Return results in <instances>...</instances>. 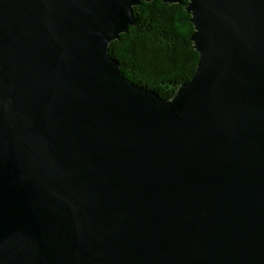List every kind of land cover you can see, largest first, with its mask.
<instances>
[{
	"label": "water",
	"instance_id": "obj_1",
	"mask_svg": "<svg viewBox=\"0 0 264 264\" xmlns=\"http://www.w3.org/2000/svg\"><path fill=\"white\" fill-rule=\"evenodd\" d=\"M143 1L0 0V264H264V0H187L170 100L108 55Z\"/></svg>",
	"mask_w": 264,
	"mask_h": 264
},
{
	"label": "trees",
	"instance_id": "obj_2",
	"mask_svg": "<svg viewBox=\"0 0 264 264\" xmlns=\"http://www.w3.org/2000/svg\"><path fill=\"white\" fill-rule=\"evenodd\" d=\"M187 4V0L143 1L133 7L134 25L108 47V55L128 81L163 100L172 99L178 87L193 77L197 65Z\"/></svg>",
	"mask_w": 264,
	"mask_h": 264
}]
</instances>
